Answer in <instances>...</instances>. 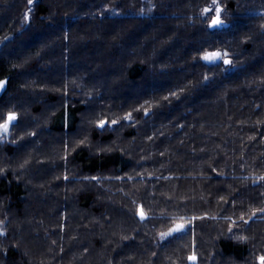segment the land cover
Wrapping results in <instances>:
<instances>
[{
  "label": "trees",
  "instance_id": "trees-1",
  "mask_svg": "<svg viewBox=\"0 0 264 264\" xmlns=\"http://www.w3.org/2000/svg\"><path fill=\"white\" fill-rule=\"evenodd\" d=\"M219 4L211 28L212 0H0L29 152H0V264H258L264 0Z\"/></svg>",
  "mask_w": 264,
  "mask_h": 264
},
{
  "label": "snow or ice",
  "instance_id": "snow-or-ice-1",
  "mask_svg": "<svg viewBox=\"0 0 264 264\" xmlns=\"http://www.w3.org/2000/svg\"><path fill=\"white\" fill-rule=\"evenodd\" d=\"M32 2L33 0H28V3L31 4ZM213 10L215 12V15L211 18L209 27L216 28V27L223 26L224 21L221 18L222 8L219 4V0H212V7L205 8L203 11L204 13L207 14V13L213 12ZM227 57H228V53L226 51L214 50V51L205 52L202 56V59L209 63H213L216 61H222L226 65L231 64V60L228 59ZM5 84H6V81L0 80V89H3L5 87ZM16 119H17V115L15 113H8L5 121L3 123H0V135H6L9 132V126ZM125 119H131V114L130 113L127 114L125 116ZM107 123H108L107 120L102 119L98 122V126L103 128L106 126ZM111 123L116 124L117 121L112 120ZM65 179H67V177H65ZM93 179H97V178L94 177ZM260 179L264 180V176H261ZM257 212L264 213V208L253 210L249 219H251L252 216H256ZM138 214L140 215L141 219H144L146 216V214L142 210V207L138 211ZM195 219L197 218L192 217L190 220H184V218H181L182 222H176L166 232L160 233L161 239L173 236V234H176V233L183 232L187 228V226L191 224L192 220H195ZM240 220L244 221V223L248 222L247 220H244L243 215L240 217ZM233 223H235V221H233ZM229 231H232V229L230 228ZM238 239L246 240L247 237L241 236V237H238ZM189 259L195 262L197 261V256L195 255V253H193V255L189 257ZM257 260H258V264H264V255L258 256Z\"/></svg>",
  "mask_w": 264,
  "mask_h": 264
},
{
  "label": "rangeland",
  "instance_id": "rangeland-1",
  "mask_svg": "<svg viewBox=\"0 0 264 264\" xmlns=\"http://www.w3.org/2000/svg\"><path fill=\"white\" fill-rule=\"evenodd\" d=\"M8 113H15L16 115H17V119L15 120V121H13L12 122V125H11V129H10V136L8 137V138H6V136L5 135H1L0 136V152L1 153H5V154H7V155H9V156H11L12 154H14L15 152H21V153H23V152H25L26 151V154L23 156V158H18L17 160H23V159H26V157H27V154L29 155V152H27V148L24 146L25 144H23V142H25V141H23V134L21 133V130L22 129H20V123H19V120H20V114H19V112H13V111H5V114H4V117L3 118H0V120L2 121V122H0V123H3L4 121H5V119H6V117H7V114ZM108 124V123H107ZM106 124V125H107ZM104 128V127H103ZM83 130V129H82ZM81 129H80V131H82ZM81 133V132H80ZM82 138V137H81ZM74 138H72V142L75 140H73ZM87 142V138H86V140H82V141H80V142ZM85 142V143H86ZM17 160H15V162L14 163H17L18 161ZM19 163V165L20 164H22L23 162H18ZM30 164V163H29ZM27 165H28V163H27ZM30 166H31V164H30ZM29 166V167H30ZM29 167H25V166H23L22 168H24L25 169V171H27V172H30L31 171V168H29ZM22 168L20 169L21 170V172H22ZM29 168V169H28ZM42 185V184H41ZM44 194V193H43ZM4 224L2 223H0V231L1 232H3L4 231Z\"/></svg>",
  "mask_w": 264,
  "mask_h": 264
},
{
  "label": "water",
  "instance_id": "water-1",
  "mask_svg": "<svg viewBox=\"0 0 264 264\" xmlns=\"http://www.w3.org/2000/svg\"><path fill=\"white\" fill-rule=\"evenodd\" d=\"M228 59H230L229 57H227ZM206 64H208V65H214V64H217V63H219L220 61H216V62H213V63H209V62H207V61H205V60H203ZM228 65V64H227ZM235 68H237L238 66H234ZM3 81H6V84H5V87L3 88V89H0V96L6 91V89H7V86H8V80L7 79H5V80H3ZM12 125V124H11ZM11 125L9 126V132L5 135L6 136V138H8L9 136H10V129H11ZM101 128V127H100ZM1 136V135H0Z\"/></svg>",
  "mask_w": 264,
  "mask_h": 264
}]
</instances>
